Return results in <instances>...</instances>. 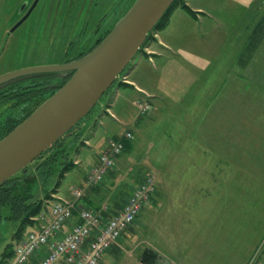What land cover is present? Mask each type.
Masks as SVG:
<instances>
[{
    "label": "rangeland",
    "instance_id": "rangeland-1",
    "mask_svg": "<svg viewBox=\"0 0 264 264\" xmlns=\"http://www.w3.org/2000/svg\"><path fill=\"white\" fill-rule=\"evenodd\" d=\"M205 1L211 4L210 15L205 18L213 19V28H204L202 36L194 39L197 42L193 43L194 53L185 50L184 58L181 53L177 55L181 62H173L166 74L169 78L160 79L174 100L156 101V109L150 110L152 106L146 115H141L139 102L146 99L135 88L116 82L101 97L93 113L75 129L77 133L81 129V136L89 139L90 144L80 147L77 157L81 164L61 181L59 188L69 197L72 186L86 176L90 164L97 163L98 146L103 141L106 146V139L115 135L117 139L123 137L127 130L135 132V139L126 142L123 155L127 159L123 164L117 163L119 184L124 183L112 196L106 191L99 201L114 203L118 193L132 186L138 174L142 176L148 171L156 174L159 185L156 197L105 254L101 264L264 262V0ZM7 2L10 0H0V44L7 28L15 21L13 7L10 12L4 8ZM134 2L53 0L46 9L42 8L38 17L33 14L10 35L0 69L8 68L4 64L7 59L13 61L16 52L27 58V65L69 61L78 52L91 48L105 30L112 29ZM158 31H153L155 38ZM152 40L144 45L145 50ZM143 52L128 64L125 74L131 76L132 68L141 57V64L149 63ZM141 69L139 73L143 72ZM227 79L234 81V85L227 86ZM157 80L152 75L146 78L152 86ZM226 93H234L235 101H222L221 95ZM208 94L220 95L219 111L234 113L232 118L230 113L229 118L224 115L219 119L220 124L227 118L230 122L233 120L236 127L234 166H227L222 151L218 152L220 155L202 159L203 151L194 149L193 144L183 150L184 142L180 145L178 141L181 126H193L195 111L206 108V105L201 107L200 99ZM5 105L0 104V112ZM182 113L188 114L187 118ZM151 114L155 119H150ZM16 115L20 116L19 112ZM168 131L171 133L167 136ZM227 153L231 155L230 148ZM39 161L28 166L30 172L35 171ZM195 161L198 164L193 166ZM182 162L189 164L182 166ZM210 170L222 180L211 184ZM164 173H170L169 179L186 173L190 180L188 184L178 180L167 184L163 182ZM34 190L43 196L42 185H36ZM14 230V221L0 218V256L8 243L15 242ZM147 248L159 254L155 263L142 262L141 253Z\"/></svg>",
    "mask_w": 264,
    "mask_h": 264
},
{
    "label": "water",
    "instance_id": "water-1",
    "mask_svg": "<svg viewBox=\"0 0 264 264\" xmlns=\"http://www.w3.org/2000/svg\"><path fill=\"white\" fill-rule=\"evenodd\" d=\"M174 1L135 0L105 37L83 56L65 62L28 65L0 75L1 83L34 73L70 74L64 83L55 85L57 89L52 95L0 139V184L26 169L91 112L140 53L149 33Z\"/></svg>",
    "mask_w": 264,
    "mask_h": 264
},
{
    "label": "crops",
    "instance_id": "crops-1",
    "mask_svg": "<svg viewBox=\"0 0 264 264\" xmlns=\"http://www.w3.org/2000/svg\"><path fill=\"white\" fill-rule=\"evenodd\" d=\"M186 2L193 10L197 12L196 16L191 15L189 12H187L185 9L181 7L175 8L170 15L167 26H165L163 29L158 31L156 38L152 40V42L147 44L148 52H146L147 50H145L144 53L147 57V61L152 64L151 66L154 69H152L151 66H149V63L141 64L142 63L141 61L142 57H141L139 59V62L136 63L135 67L132 68L131 76L130 74H127L128 75L127 83H129V86L135 88L138 91L139 95L143 96L141 98H145L146 100H149V102L152 104L153 108H151L150 110L157 108L156 106L158 105L156 101L161 100L164 102H168L169 100L170 101L174 100L169 94V92L165 90L164 87H162V84H160L161 77H163V79L169 78L168 76H166V74L169 73L168 71L170 69V65H172L173 62L178 63L179 61L181 62L182 60L180 57H176V56L181 53L180 56L184 58L185 50L191 51V54H193L195 51V47L193 46V43L194 44L197 43L196 41L194 42V39L196 38V36L197 35L202 36V33H204V28H208V29L213 28V24L211 23V20L213 19L208 18L206 20L205 18V15H210L209 11H211L212 9L211 4H208V2L205 0H186ZM223 2H226V1H223ZM222 3L220 5H222ZM232 53L235 54V51H233ZM140 67L142 68L141 70H143V72L141 73L138 72ZM153 70H156V72L154 73ZM160 70H161V73H160ZM134 71H135V74H133L134 75L133 76L132 73ZM150 75H152V77L155 76V78L158 77V80L155 83V86L150 85L146 81V78L149 77ZM231 79L233 80V78ZM245 79H246V75H244V81ZM227 80H228L227 86L234 85V81L230 82L229 79ZM219 96H220L219 94H208L207 96H203L202 97L203 99H200L201 104H202L201 107H204L206 105V108L205 109L200 108V110L195 111L196 116H195V120H194L195 122L193 126L189 124H185L181 126L180 128L181 137H179L178 141L180 142V145L181 143L184 142L183 150H186L187 147L190 146V144L195 145L194 149H199L203 151V154H201L202 159H203V156H205L206 158H210L212 156L220 155L218 154V152L222 151L226 156L227 166H230V165L234 166L236 163L234 160L235 157L233 156V150H234L233 144L235 143L236 127L233 124L234 123L233 120H231V122L228 120L230 115H231V118L232 116H234V113L230 112V110L229 112L231 114L219 111L218 109L219 107L218 102L220 100ZM221 97H222V101H224L225 99V102L235 101L234 93H226V95H221ZM109 105H112V104H109ZM108 108L109 106L107 107V109ZM103 112L104 110L101 112V115ZM148 112L143 113L140 111L141 115H146ZM113 115L118 117L116 113L114 112H113ZM224 115H226V117L228 118L224 124H220L219 119L221 118V116H224ZM187 116L188 114L182 113L183 118L185 117L187 118ZM190 117H192V115H190ZM150 119H155V116L151 114ZM141 123L142 122L139 123L140 124L139 126H141ZM240 129L244 131L243 128H240ZM130 131L133 132L134 139H135V132L133 130H130ZM170 133L171 132L168 131L166 135L168 136V134ZM165 141H167V138H165ZM86 142L88 145L90 144L89 139L87 138H86ZM222 144L223 146L221 147ZM98 147H99V150L97 151V158H98V155L101 153V151L105 148L104 141ZM229 148L231 149L230 156L228 154L229 152L227 153ZM125 159L127 158H125L124 155H121L119 157V164L120 163L123 164ZM182 163H184L182 166H187L189 164L187 162L186 163L182 162ZM197 164L198 163H196L195 161L193 166ZM199 167H202V166H199ZM119 170L120 168L117 165L116 170L114 169L113 171H111L109 175L106 177L105 181L98 186L90 184V182L87 181L86 176H82V178L77 180V183L72 186L70 197L67 195V193H65L66 191L62 192L60 188L56 193H54V196L56 198H62L64 200L73 201V198H74L73 189L74 187L79 186L83 189L84 195H86L90 200L94 201V202L91 201L90 205L98 206L99 204L103 203V201H99L100 196L102 194H105V192L108 191L110 192L109 194L112 196L117 191V188L124 183L123 182L119 184V178H117L119 177ZM199 171L201 172L202 170L200 169ZM168 174L170 175V173ZM168 174L167 173L163 174V182L165 181L167 182V184L168 182L175 183L176 180H178V182L180 183L188 184L187 182L190 180L189 177H186V173L182 174L181 176L178 175V177H176L175 175L171 179H169ZM209 174L213 178V181L211 182V184L213 183L216 184L218 183L219 180H222V177H220V175H218V173H216L213 170H210ZM139 176L140 175L138 174L132 186L126 187V189L122 191L123 195L121 194V192H119L120 194L118 193L117 195L118 198L116 197L118 200L116 199V201H114V204L123 201L129 196V194L131 193L136 183L140 180ZM228 180H230L229 177L227 178L226 181L228 182ZM173 188H174V185H173ZM164 190H163V194L166 193ZM203 190L209 192L206 188L205 189L203 188ZM158 191H159V185H158ZM190 191L191 190L189 189V192ZM49 218H50V213L48 209L45 216L41 217V221L48 220Z\"/></svg>",
    "mask_w": 264,
    "mask_h": 264
},
{
    "label": "built area",
    "instance_id": "built-area-1",
    "mask_svg": "<svg viewBox=\"0 0 264 264\" xmlns=\"http://www.w3.org/2000/svg\"><path fill=\"white\" fill-rule=\"evenodd\" d=\"M123 80H127L126 75ZM139 106L143 113L151 108L148 101H140ZM125 136L134 138L131 131ZM123 151V141L109 138L99 154V163L88 168V181L99 185L116 167ZM156 192L157 176L152 171L146 172L129 196L113 209L107 202L100 208L90 207L82 188L74 187L75 201L54 199L49 207L50 218L25 233L8 264H101ZM256 264L264 262L258 260Z\"/></svg>",
    "mask_w": 264,
    "mask_h": 264
},
{
    "label": "trees",
    "instance_id": "trees-1",
    "mask_svg": "<svg viewBox=\"0 0 264 264\" xmlns=\"http://www.w3.org/2000/svg\"><path fill=\"white\" fill-rule=\"evenodd\" d=\"M177 7H181L191 15L196 16L197 12L187 4L186 0H175L164 16L155 25L154 29L149 33L145 44L150 39H155L153 31L161 30L167 26L172 11ZM97 30L98 27L96 31ZM110 30L109 28L105 30L101 36H98L94 44L91 48L87 49V51L78 52L74 57L68 60L79 58L89 52ZM142 50L143 47L140 49V52ZM56 74V72L28 74L25 82L21 81V83H17L18 85H16L18 89H24V91H18L17 95L13 96L11 94L9 97L5 98L4 101H0V103L11 102L13 108L20 107L23 112H19L20 116L15 114V110H11L10 112L7 111V113L5 112L0 115V139L56 91V83L52 84V80ZM69 77L70 76L60 79L58 83H64ZM117 83H119V85H129V83L119 80ZM15 98L16 100H14ZM96 106L85 118L79 121L72 129L56 140L46 151L34 160H41L34 172L29 171L28 166L31 164L30 163L26 169L18 171L0 184V218L7 217L10 221L15 222V230L12 236L15 242H10L4 247L0 256V264H8L15 254V247L18 241L27 231L42 224L41 217L45 216L49 209V203L56 198L54 193L59 190L62 179L75 167L81 164V160L78 159L77 154L80 151V147L84 144L86 145L87 142L86 138L81 136L82 130L80 129V133H77L75 129L93 113ZM113 138L117 139L116 136H113ZM118 139L124 143V153L126 142L129 138L123 135V137ZM114 169H111L109 173ZM20 172L22 173L21 175H19ZM87 172L88 169H86V175ZM34 176L36 177L34 178ZM105 179L102 182H104ZM49 183H52L50 184L51 186L48 185ZM36 185H42L43 196L35 192L36 190H34V188ZM84 200L90 207L100 208V206H102V203L98 206L90 205L91 201H94L90 200L86 195H84ZM119 204L120 203H109L111 209L119 206ZM158 256L159 254L156 251L147 248L141 253L140 258L144 263H155Z\"/></svg>",
    "mask_w": 264,
    "mask_h": 264
},
{
    "label": "flooded vegetation",
    "instance_id": "flooded-vegetation-1",
    "mask_svg": "<svg viewBox=\"0 0 264 264\" xmlns=\"http://www.w3.org/2000/svg\"><path fill=\"white\" fill-rule=\"evenodd\" d=\"M5 2V1H4ZM11 2V4H10ZM10 2L5 3L4 8L6 10V12H10V8L13 7L14 9V13H13V17H14V22L7 28L8 30L5 32V35L3 36L2 42L0 44V59L4 53V50L6 48V45L9 41L10 35L14 32L17 31V29L24 24L26 21L29 20V18L35 14L36 17H38L41 13L42 8L46 9V6H49L52 4L53 0H10ZM48 9V8H47ZM25 18V20L15 29V30H11V28L17 23L19 22L22 18ZM12 18V17H10ZM9 18V19H10ZM8 19V20H9ZM34 31H30L29 33H33ZM7 37V38H6ZM12 62V63H10ZM27 58H24L23 55L21 56L20 53L17 54V52L14 54L13 57V61H11V59H7L4 66H8V68L5 69H0V75L13 70V69H17V68H21V67H25L28 66L27 65ZM70 74H59L57 73L53 80H52V84H57L59 82L60 79L62 78H66L68 77ZM27 78V75H21V76H16V77H12L10 79H7L3 82L0 83V101H4L5 98L9 97L11 94L17 95L18 91H24V89H18V87H16V85H18L17 83H21V81L25 82ZM24 84V83H23ZM12 92V93H11ZM16 100V98L14 99ZM2 104V103H0ZM6 104L5 109L3 110V112H0L1 114H4L5 112L7 113V111H11V110H15V114L17 112L23 113L21 108L18 107H12L11 106V102H6L4 103Z\"/></svg>",
    "mask_w": 264,
    "mask_h": 264
}]
</instances>
